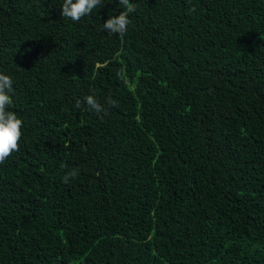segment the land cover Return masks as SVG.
Here are the masks:
<instances>
[{
	"label": "trees",
	"instance_id": "trees-1",
	"mask_svg": "<svg viewBox=\"0 0 264 264\" xmlns=\"http://www.w3.org/2000/svg\"><path fill=\"white\" fill-rule=\"evenodd\" d=\"M63 2L0 0V264H264V0H130L124 35Z\"/></svg>",
	"mask_w": 264,
	"mask_h": 264
},
{
	"label": "clouds",
	"instance_id": "clouds-1",
	"mask_svg": "<svg viewBox=\"0 0 264 264\" xmlns=\"http://www.w3.org/2000/svg\"><path fill=\"white\" fill-rule=\"evenodd\" d=\"M102 0H64L61 6L62 17L68 18L73 22H79L83 17L90 15L93 10L101 5ZM126 11H122L118 16L109 15V18L102 24V29L110 34L124 35L131 23L129 14L136 11V6L130 0H119ZM13 79L10 75L0 72V164L14 153L20 150L19 143L23 136L24 121L19 115L9 110L12 104ZM89 110H94L97 115L107 114V109L98 102L94 95L84 97ZM110 106L115 107V102L108 100ZM81 101H76V107L80 108ZM79 174L77 168L67 171L62 177V182L68 184Z\"/></svg>",
	"mask_w": 264,
	"mask_h": 264
}]
</instances>
